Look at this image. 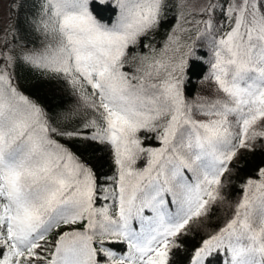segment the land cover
<instances>
[{"label": "snow or ice", "instance_id": "6c2138e0", "mask_svg": "<svg viewBox=\"0 0 264 264\" xmlns=\"http://www.w3.org/2000/svg\"><path fill=\"white\" fill-rule=\"evenodd\" d=\"M8 2L0 27V264H264V167L242 185L223 226L191 250L183 239L227 203L230 165L264 139V0H204L187 10L177 0L192 42L174 27L147 63L136 49L154 48L166 0H35L25 24L38 46L22 34L23 0ZM110 6L116 19L106 23L99 14ZM205 46L214 87L189 99ZM18 65L72 88L78 103L61 119L77 127L56 126L20 90ZM65 138L103 145L114 174L98 175ZM152 138L160 147L145 146Z\"/></svg>", "mask_w": 264, "mask_h": 264}, {"label": "trees", "instance_id": "16d2710c", "mask_svg": "<svg viewBox=\"0 0 264 264\" xmlns=\"http://www.w3.org/2000/svg\"><path fill=\"white\" fill-rule=\"evenodd\" d=\"M21 0H16L19 4ZM167 2V19L161 24L159 29L151 37V44L153 49L144 48L143 46L136 49L137 52L147 54L148 60L152 56H160L165 46V42L169 33L173 28H176V34L183 36L184 41L191 43L188 39V33L182 32V21L178 24V17L181 9L176 7L177 0H166ZM9 2L7 4V9ZM7 11V10H6ZM36 11L35 0H23V7L19 9V17L21 21L22 34L29 41V44H37V38L32 35L25 24V20L30 14H34ZM15 20V8L13 12L9 13ZM100 17L106 22L111 23L116 19V10L111 6L104 12L99 14ZM192 37L197 36L196 29L193 28ZM144 44L149 43V40H143ZM173 47H175L173 45ZM202 51L206 54L205 61L201 68L192 75L191 83L187 85L186 95L189 99H196L199 96H206L211 94V90L214 85L210 83L205 77L210 71V65L208 60L212 59V55L207 46L203 47ZM127 68V66H126ZM16 77V83L20 90L27 96L31 97L47 112L50 120L56 126L63 127L68 125L70 128L78 126L79 121L74 120L69 122L61 119L62 115L69 110H72L78 103L77 95L73 92L72 88L64 83L58 81L56 78H44L39 73L34 72L22 65H18L14 70ZM90 91V89H89ZM61 143L66 144L73 151L77 152L83 160L96 170L100 176H111L115 172V165L113 163L112 155L110 151L106 150L103 145L95 144L92 147H81L82 141L80 139H63ZM145 146L153 148L160 147L159 140L152 138L144 142ZM146 158L137 161L136 167L142 169L146 166ZM230 167L234 168V171L230 174L231 180L224 189V195L227 203L223 205H216L215 212L212 214L211 219L204 221V226L200 228H193V230L183 237L186 243V247L191 250L201 243L202 238H206L209 232L218 230L223 226L225 220L230 215L229 205H234L243 195L242 185L248 178H257V171L259 168L264 167V139H259L255 147L251 150L242 149L238 160H234ZM228 175V174H226ZM104 202L101 201V204ZM55 231V230H54ZM218 264H223V260H220Z\"/></svg>", "mask_w": 264, "mask_h": 264}, {"label": "rangeland", "instance_id": "374dc122", "mask_svg": "<svg viewBox=\"0 0 264 264\" xmlns=\"http://www.w3.org/2000/svg\"><path fill=\"white\" fill-rule=\"evenodd\" d=\"M203 3H204V0H187V4L185 5L184 10H187V8H190V7H199ZM7 4H8V0H4L3 10L0 11V27H2L5 22L3 17H4V12H6L7 10Z\"/></svg>", "mask_w": 264, "mask_h": 264}]
</instances>
